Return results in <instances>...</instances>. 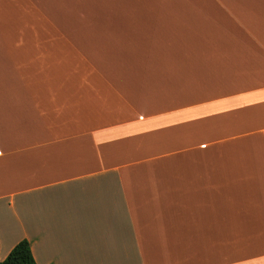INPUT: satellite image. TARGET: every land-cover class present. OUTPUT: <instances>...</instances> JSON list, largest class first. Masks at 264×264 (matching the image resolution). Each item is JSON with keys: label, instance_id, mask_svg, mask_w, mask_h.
Returning <instances> with one entry per match:
<instances>
[{"label": "crops", "instance_id": "obj_1", "mask_svg": "<svg viewBox=\"0 0 264 264\" xmlns=\"http://www.w3.org/2000/svg\"><path fill=\"white\" fill-rule=\"evenodd\" d=\"M79 2L0 0V260L264 264V0Z\"/></svg>", "mask_w": 264, "mask_h": 264}, {"label": "trees", "instance_id": "obj_2", "mask_svg": "<svg viewBox=\"0 0 264 264\" xmlns=\"http://www.w3.org/2000/svg\"><path fill=\"white\" fill-rule=\"evenodd\" d=\"M0 264H37L25 238L20 239L8 252Z\"/></svg>", "mask_w": 264, "mask_h": 264}, {"label": "rangeland", "instance_id": "obj_3", "mask_svg": "<svg viewBox=\"0 0 264 264\" xmlns=\"http://www.w3.org/2000/svg\"><path fill=\"white\" fill-rule=\"evenodd\" d=\"M66 1H67V4L65 5L66 7L69 8L82 7L81 2L78 3L79 0H66ZM57 2H60V0H33V6L34 7L38 6L39 8H45L51 12H60V6L57 5ZM4 86L5 87L9 86L7 81H4Z\"/></svg>", "mask_w": 264, "mask_h": 264}]
</instances>
